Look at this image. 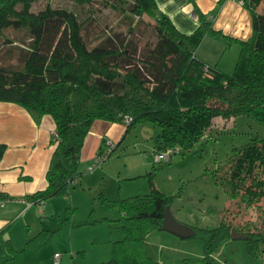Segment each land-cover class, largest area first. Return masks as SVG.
Segmentation results:
<instances>
[{"label": "trees", "instance_id": "16d2710c", "mask_svg": "<svg viewBox=\"0 0 264 264\" xmlns=\"http://www.w3.org/2000/svg\"><path fill=\"white\" fill-rule=\"evenodd\" d=\"M35 1L0 0L2 45H19L20 62L17 68L0 64V101L22 106L35 120L49 114L55 123L46 186L26 196L32 205L69 194L82 175L81 148L94 120L123 123L125 131L137 123H151L158 129L152 154L190 150L213 128L216 119L244 115L264 125V13L256 10L261 0H242L251 17V35L246 40L216 29L194 0L189 1L194 4L198 24L190 33L180 31L155 0H101L135 20L149 18L155 40L142 48L128 38L134 24L126 34L108 33L91 45L84 34L90 16L81 20L72 9L49 3L35 10ZM76 1L84 5L94 0ZM12 29L24 33L23 43L7 33ZM207 35L222 39L227 46L238 44L231 73L197 57V48ZM105 143L106 139H101L96 152L101 161L118 145H106L104 153ZM4 148L0 144V158ZM170 159L154 161L152 169ZM226 167L223 184L230 203L225 211L231 217L222 216L212 228L192 227L193 236L203 242L206 264L219 243L230 238L232 229L248 235V253L264 245V136L255 134L243 146L233 148ZM145 175L148 193L112 202L118 207L116 221L122 236L111 242L109 259L100 264H159L147 253L146 237L159 230L172 196L155 187L152 171ZM249 208L261 218L255 230L250 220L235 221ZM68 221L69 216L60 225ZM49 236L42 230L37 238L29 237L25 247ZM5 245L9 253L14 252L8 240Z\"/></svg>", "mask_w": 264, "mask_h": 264}, {"label": "rangeland", "instance_id": "374dc122", "mask_svg": "<svg viewBox=\"0 0 264 264\" xmlns=\"http://www.w3.org/2000/svg\"><path fill=\"white\" fill-rule=\"evenodd\" d=\"M46 3L72 9L81 20L90 16L84 34L91 45L108 33L126 34L133 24V35L128 38L133 39L138 47L155 40L147 16L135 20L102 4L101 0L84 5L76 0H37L32 8L40 9ZM256 10L264 13L263 0L257 4ZM7 33L20 43L25 39L24 33L13 29ZM2 41L0 35V64L19 67V45L4 47ZM238 52V44L232 42L227 46L222 39L207 35L197 53L224 73H231ZM45 115L55 126L51 115ZM101 122L105 120H94L85 136L80 156L82 175L69 194L53 196L42 204L32 205L0 233V247L4 249L0 251V264H55V253L60 254L59 264L106 262L110 257L111 242L122 236L116 221L118 207L112 202L148 193L150 187L145 174L150 171L155 187L172 196L169 209L177 221L191 227H215L222 216L231 217L230 212L225 211L230 200L223 184L231 150L243 146L255 134L264 136V125L244 115L228 120L216 119L213 128L190 150L173 153L168 163L155 164L152 169V150L158 129L149 122H142L124 131L123 123L106 121L119 125L112 139L105 138L106 143L112 140L113 146L118 145L93 170L86 171L93 164L100 145ZM106 143L104 153L108 150ZM68 207L73 210L68 211ZM68 216V223L60 225V221ZM246 220L251 221L252 230L261 225V218L254 208L245 210L235 221L244 223ZM42 230H47L50 236L32 247H25L27 239L36 237ZM8 238L15 248L10 254L4 247ZM146 250L159 264H206L202 259L203 242L194 236L180 238L165 231L152 230L146 237ZM210 264H264V245L257 252L248 253L245 240L225 239L212 253Z\"/></svg>", "mask_w": 264, "mask_h": 264}, {"label": "crops", "instance_id": "0c3cea01", "mask_svg": "<svg viewBox=\"0 0 264 264\" xmlns=\"http://www.w3.org/2000/svg\"><path fill=\"white\" fill-rule=\"evenodd\" d=\"M155 1L159 10L184 33L192 32L198 24L195 4L223 33L241 40L251 35V17L242 0H224L220 4L219 0H194V4L189 0ZM198 48L197 57L212 64L199 57ZM101 123L100 141L106 137L112 139L119 125L106 121ZM54 127L47 115L35 120L22 106L0 101V144L5 145L0 158V233L19 213L32 206L25 205L26 196L46 186L45 172L54 149V144L49 143ZM7 240L11 243L10 238ZM4 247L9 253L5 244ZM1 248L0 251H4Z\"/></svg>", "mask_w": 264, "mask_h": 264}, {"label": "water", "instance_id": "95a60500", "mask_svg": "<svg viewBox=\"0 0 264 264\" xmlns=\"http://www.w3.org/2000/svg\"><path fill=\"white\" fill-rule=\"evenodd\" d=\"M159 230L168 232L180 238H189L192 237L195 233L194 229L191 226L181 223L173 217L169 206H166L164 209V216ZM230 238L245 240L246 238H248V235L232 229L230 232Z\"/></svg>", "mask_w": 264, "mask_h": 264}, {"label": "built area", "instance_id": "2783aa9c", "mask_svg": "<svg viewBox=\"0 0 264 264\" xmlns=\"http://www.w3.org/2000/svg\"><path fill=\"white\" fill-rule=\"evenodd\" d=\"M106 144H107V146H111V145H112V142L109 141V142H107ZM176 152H178L176 149H173V150H163V151H157V152H154V153H153V160H154V161H159V160H161V161H167V160L172 156V154H173V153H176ZM100 163H101V158H100V157H95V158H94V162H93V164L90 165V166L86 169V171H91V170H93V169L95 168V166L98 165V164H100ZM25 205H26L27 207H29L30 205H32V202H31L30 200H27V199H26V200H25ZM53 260H54V263H55V264H59V261H60V254L55 253V254L53 255Z\"/></svg>", "mask_w": 264, "mask_h": 264}]
</instances>
